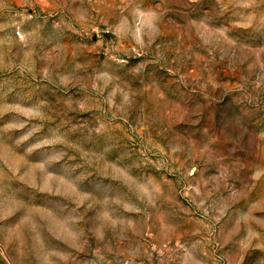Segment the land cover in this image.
Returning <instances> with one entry per match:
<instances>
[{
    "label": "rangeland",
    "instance_id": "374dc122",
    "mask_svg": "<svg viewBox=\"0 0 264 264\" xmlns=\"http://www.w3.org/2000/svg\"><path fill=\"white\" fill-rule=\"evenodd\" d=\"M0 264H264V0H0Z\"/></svg>",
    "mask_w": 264,
    "mask_h": 264
}]
</instances>
